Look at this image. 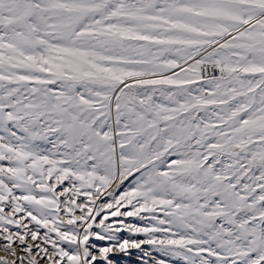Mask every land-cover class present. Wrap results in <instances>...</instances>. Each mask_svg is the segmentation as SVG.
<instances>
[{
  "label": "snow or ice",
  "instance_id": "snow-or-ice-1",
  "mask_svg": "<svg viewBox=\"0 0 264 264\" xmlns=\"http://www.w3.org/2000/svg\"><path fill=\"white\" fill-rule=\"evenodd\" d=\"M0 264H264V0H0Z\"/></svg>",
  "mask_w": 264,
  "mask_h": 264
}]
</instances>
